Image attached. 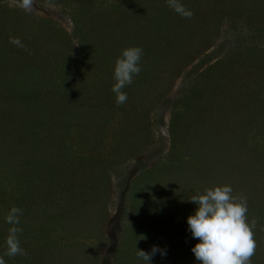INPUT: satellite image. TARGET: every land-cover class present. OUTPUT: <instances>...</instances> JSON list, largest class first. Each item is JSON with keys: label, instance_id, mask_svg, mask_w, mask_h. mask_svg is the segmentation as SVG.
Masks as SVG:
<instances>
[{"label": "rangeland", "instance_id": "rangeland-1", "mask_svg": "<svg viewBox=\"0 0 264 264\" xmlns=\"http://www.w3.org/2000/svg\"><path fill=\"white\" fill-rule=\"evenodd\" d=\"M211 1L180 0L193 12L192 17L198 21L196 27L205 28L213 21L212 13H220L224 18L217 33L211 32L208 26L205 29L209 34L202 36L207 30L201 28L190 40L179 41L178 50L166 52L163 44L172 45V39L170 37L167 43L165 36L158 33H165L166 23H173L180 15L170 8H162L164 0H34L32 9L27 12L16 6L17 0H0V100L7 97L8 92L18 90L6 84L10 78L6 68L26 67L34 62L37 69L49 64L47 70H52L56 61L60 65L67 60L66 67L71 70L67 80L69 87L74 86L68 104L80 119L74 128L70 125L71 116L66 124L53 123L49 140L42 137L43 142L34 136L24 142L17 130H10L11 117L4 114L5 107H0V147L3 157L7 158L2 168L8 167L14 175L7 182L0 181V189L13 190V193L8 192L9 200L16 201L11 204L0 201V257L5 264L12 258L5 255V240L13 226L5 222V216L13 206L22 210L20 223L16 225L22 231L17 235L20 247L27 253L17 255L18 264H147L137 256V249L151 252L153 246L160 251L150 264H199L191 251L199 240L192 237L187 224V217L195 213L197 205L185 200L172 201L170 205L167 199L170 193H175L180 180L182 185L185 177L193 179L197 172L206 170L204 161L209 159L208 151L203 155L204 161L192 160V168H178V165H184L188 160L186 156L195 150L202 151L204 141L213 145L212 136L208 134L210 129L216 134L229 127L222 117L230 114L231 106L218 110L215 95L235 84L218 82L214 94L204 98L196 96L198 100L191 101L192 106L187 102L183 87H188L189 81L190 85L205 88L197 74L213 62L217 69L224 60L235 59L240 53L255 52L264 57V30L255 29L264 28V0L247 1L242 10L246 8L248 17L244 18L243 14L237 20L226 18V10L232 9V2L216 0L212 4ZM202 13L207 15L206 20L198 16ZM185 19L183 17V21ZM235 20L236 25L230 29L229 23ZM10 36L21 41L26 37V47L12 60L7 55ZM94 42L112 51L99 48L102 52L97 51V58ZM150 43L154 44L152 50ZM135 46L143 49L139 62L141 71L133 77L131 85L122 89L127 93V102L118 105L116 94L111 91L115 83V60L122 49ZM21 54L24 61L15 60ZM201 59L204 63L196 70ZM254 68L251 63L239 68L242 80L248 83L245 92L254 89L249 79L244 80ZM259 71L264 74V68ZM225 75L233 76L230 72ZM239 81L237 84L242 83ZM79 87L82 90L77 91ZM239 96L243 98V92ZM17 99L22 100L21 104ZM25 99L30 98L19 91L9 99L8 105L17 103L12 107L17 112L19 109L23 110L21 113L30 111L23 109V106L30 108ZM105 125H108L106 130ZM75 127H82V145H87L82 151L76 145L79 135ZM116 137H121L124 145H119L121 142ZM99 141L103 149L96 154L98 159L96 157V163L92 160L94 166H91V157L87 156L90 153L86 150ZM215 150L218 153V149ZM121 151L122 155L131 154L117 165L114 157ZM28 153L31 156L26 157ZM184 153L186 161L181 158ZM97 169H105L107 176L113 179L109 178L107 184L96 175ZM122 169L128 180L133 178L132 183L140 175L139 171L145 172L143 186L137 191L140 198L137 202L130 198L128 186L124 188L119 184L117 176ZM215 169L210 172L214 180L218 175ZM241 189L242 193L237 196L247 198L249 212L246 215L250 216L251 212L249 195H258L257 204L263 207L262 213L251 212L263 220L253 230L257 263L250 261V264H264V230H261L264 228V191L255 188L247 193L244 187ZM17 195L36 201L33 207L27 205L30 212L17 202ZM142 205L149 214L138 211ZM76 212L79 216L75 218L72 213Z\"/></svg>", "mask_w": 264, "mask_h": 264}, {"label": "trees", "instance_id": "trees-1", "mask_svg": "<svg viewBox=\"0 0 264 264\" xmlns=\"http://www.w3.org/2000/svg\"><path fill=\"white\" fill-rule=\"evenodd\" d=\"M135 1L138 2L139 0ZM215 1L216 0H212V4H214ZM247 1L249 0H228L227 2H232V4H230L232 9L226 10V18L237 20V18H241L240 16H243V14L244 18L248 17L246 8L244 9V11L242 10L243 7H246ZM162 4V8L169 9V7L167 6V2ZM241 10L242 12H240ZM202 14L203 15L198 14V16L206 20L207 15L204 13ZM212 14H214V16L212 17L211 21H213L212 23L209 22L208 26H210L209 30L211 32L215 31L214 33L216 34L218 27L222 22L221 20L224 17H222L220 13H218L219 15L215 14L214 12ZM194 18L195 17H191L190 19L186 18V21H183V17L180 16L173 23H166L165 33H158V35L165 36V40L167 43L170 37L172 39V45L168 43L170 46L169 49L168 44H163V48L166 52L167 50H171L170 52L178 50L179 41H188L190 40L191 35L195 37L196 30H199L202 27H196L198 21ZM236 20L229 23V25L231 26L229 27L230 29H233L232 27L236 25ZM208 26L204 27L206 28ZM205 28L202 29L207 30V32L205 34L202 33V36H206L207 34H209L208 29ZM258 28L264 30V28L261 27H256L255 29ZM25 39L26 37L23 36V44L25 42ZM108 45L111 44L108 43ZM94 46L95 47L93 50L96 51L97 58H99L98 52H102L101 50H99V48H104L106 52L112 51L105 46H101L99 43L96 44L94 42ZM153 46L154 44L150 43V50H152L151 47ZM7 50L9 51L7 55H10L12 60V57L16 54H20L18 53V51L23 50V48L11 44V46ZM3 52H5V50ZM24 54H27V52ZM15 60H19L20 62L24 61L23 55H19L15 58ZM66 61L65 63L60 62V65L59 62L56 61V68L54 67L52 70H47L48 67L51 66H49V64H47L43 68L37 69V64L34 62L29 63L26 67H14L11 69L6 68V72L10 74V78L6 82V84L12 87L14 85L18 90L8 92V96L0 100V107H5L6 110H3L4 114H8L11 117L9 119L11 121V125H9L10 130H17L19 136H21V139L24 142H28L30 139H33L34 136L42 141L43 138L45 140H49L53 129V123L62 121V123L66 124V120L70 119L68 116H71V128H74V126L77 125V120H80L78 118L79 116L77 115V111L68 104V100H70L68 97L73 92L72 88L74 86L72 85V87H69L70 81H68L67 79H69L68 74L71 72V70L67 69ZM202 63H204V59H201L200 63L198 62L196 70ZM244 63H251L252 67H255L249 72L247 77H244V80L249 79V84H253L254 86V89L246 92L244 87L248 83H245L242 80L243 75L239 71V68H241L242 64ZM221 65L216 69L213 62L207 65L209 66L207 67V69L204 70L203 68L198 72L199 74L197 75L201 77V85L206 86L205 88L198 87L194 83L190 85V82L187 81L186 85L188 87H183V91L185 92V95H187V102H190V105L192 106V102H196L198 100L197 98H195L196 96L198 97L199 95H202V98H204L205 96L208 97L211 94H214V88L218 82L235 84L233 87L227 90L222 89L223 91L221 93L215 95V105L216 107H218V110L223 111L226 105L231 106L230 114H228V116L226 115L222 117V119L225 120V123H227L226 125H228L229 127L226 129V131L223 130L222 132L218 129L219 132H217L216 134L214 133L213 128L210 129L208 134L212 136L213 145L204 141L205 148L202 151L195 150L194 153L192 152V155L186 156L185 153L181 155V158L184 161H186L185 156L186 158H188V160L183 163L184 165H178V168L186 166L192 168L193 165L191 162L194 159L204 161L203 155L207 153L206 151H208L209 159H206L204 161V169H206L205 171L197 172L198 175H195L193 179L185 177V182L182 185H180L181 180L178 182L174 189L175 193H170L168 195L167 200H169L170 205L172 201L176 200H185L186 202L192 203L188 199H190L191 196L197 193H203V191L207 188H205L207 184H210L209 188L225 184L230 185L233 188V195L241 194L243 191L241 189L242 187L245 188L247 193H249L251 189L255 188H260L264 191V74L260 73L259 71L264 68L263 54L255 52H252L251 55L240 53V55H238L235 59H230L229 61L224 60V64L222 66ZM5 66L6 65H4V67ZM226 72L232 73L233 76H226ZM235 75L239 80L242 81L241 84H237L240 83V81L237 79V77H235ZM46 77L53 78L52 80H49L46 79ZM227 79H230V81H226ZM1 82L2 77L0 76V83ZM80 90L82 89L79 87L77 91ZM19 91L22 96L30 98L25 99L26 104H30V108L23 106V109H30V111L25 110L23 113H21L23 110L19 109V111L17 112L16 109L12 108L13 106L18 105L17 103H12L10 106L8 105L10 103L8 102L9 99L15 97ZM240 92H243V98L239 96ZM199 100L204 101V99ZM16 101H18L20 104L22 102V100L19 101V99H17ZM80 123L81 122H79L78 125L82 126V123ZM107 127L108 125L104 126L105 130ZM3 129L6 128L3 127ZM75 129L76 135H79L77 138L78 144L76 143V145L78 149L82 151L83 146H87L86 144L82 145V127H75ZM38 132H41V134H39ZM100 136H102V134H100ZM116 140L121 142L118 143L119 145H124L123 139L121 137H116ZM216 148L218 149V153H216ZM1 149L2 148L0 147V181L7 182L9 179L13 178L14 175L12 174V170L8 169V167L2 168V162L7 160V158L3 157L4 151H1ZM101 149H103V144L100 145L99 141L97 145H93L86 150L90 153V155L88 154L87 156L91 157V166H94L92 160L96 163V157L98 159V155L96 154L99 153ZM121 152L119 153L118 157H116L118 154L114 157V161H117V165L120 162L122 163V161L127 160L131 154L130 152L126 155H122L123 152ZM31 153H28L25 156L29 157L31 156ZM210 159L212 160L210 161ZM52 167L53 166H51L50 169ZM119 168L120 167H118L116 170H119ZM212 169H215V171L218 173L215 180L210 175ZM153 172L156 173L154 169ZM139 173L140 175L135 179L133 183V178L128 180L125 177L124 170L120 171L119 175L117 176V179L121 186L123 185L124 188L125 186H128L127 190L131 191V194L129 193L131 196L130 198H132L134 202H137L140 199L138 197L139 192L137 191L140 189L141 185L143 186V182L146 176L144 170L139 171ZM97 174L100 175L108 184V182L110 181V176H107L105 169L104 171L97 169L96 175ZM233 178L236 179V182H234ZM110 179H113V177ZM195 181L196 184H194ZM8 192L13 193V190L0 189V201L3 200V204L7 202L11 204L12 201L16 202L15 199L9 200L11 194L9 195ZM17 196V202L20 201L23 205V208L29 210L30 212L31 209L28 208L27 205L30 204L31 207H33L36 204V201L34 199L32 200L31 197H24L21 195ZM257 196L258 195L248 196L250 201L249 206L251 212L262 213L263 207H259V205L257 204ZM138 211H142L143 215L150 213L145 211L143 205L139 207ZM29 212H27L25 215L27 216ZM251 212L250 216L249 214L246 215L247 222L249 224L253 219H256L257 223L263 220V218L251 214ZM78 214L79 212L72 213L75 218L79 216ZM263 214L262 216L264 217ZM70 233L77 236L74 231H71ZM30 253L32 255L35 254V252L32 250ZM256 255L257 254H254V256L251 258V261H254L255 263H257V258L255 257ZM198 263L200 264L199 261ZM9 264H18L17 256L10 258ZM189 264L193 263L191 262Z\"/></svg>", "mask_w": 264, "mask_h": 264}, {"label": "clouds", "instance_id": "clouds-1", "mask_svg": "<svg viewBox=\"0 0 264 264\" xmlns=\"http://www.w3.org/2000/svg\"><path fill=\"white\" fill-rule=\"evenodd\" d=\"M167 6L184 18L190 19L193 12L186 9L180 0H166ZM34 0H17V7L24 11H30ZM9 42L17 47L26 46L18 37L10 36ZM143 55L141 47H128L122 49L121 54L115 60L113 78L115 83L111 91L116 94V103L123 105L127 102V93L122 91L133 82V77L141 71L140 59ZM197 205L195 213L187 217L188 228L192 237L199 242L191 248L200 264H250L256 251L254 229L257 220L247 222V198L243 195H233L230 185H219L206 188L203 193H198L188 199ZM22 210L13 206L5 216V222L13 225L9 228L6 237L5 255L15 257L27 255L20 247L18 233L22 231L19 225V216ZM261 230H264L262 228ZM160 251L153 246L151 252L137 249V256L150 264L152 257ZM161 254H165L161 252ZM0 264H5L0 257Z\"/></svg>", "mask_w": 264, "mask_h": 264}]
</instances>
